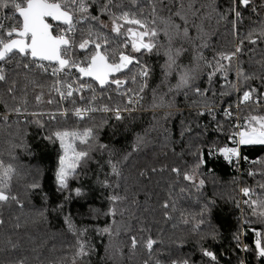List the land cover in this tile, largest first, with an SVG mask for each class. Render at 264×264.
Instances as JSON below:
<instances>
[{"label":"snow or ice","instance_id":"snow-or-ice-1","mask_svg":"<svg viewBox=\"0 0 264 264\" xmlns=\"http://www.w3.org/2000/svg\"><path fill=\"white\" fill-rule=\"evenodd\" d=\"M0 129V228L55 218L49 264H264V0H0Z\"/></svg>","mask_w":264,"mask_h":264},{"label":"trees","instance_id":"trees-1","mask_svg":"<svg viewBox=\"0 0 264 264\" xmlns=\"http://www.w3.org/2000/svg\"><path fill=\"white\" fill-rule=\"evenodd\" d=\"M143 119L145 121L144 126L146 127L147 120L150 119V117L147 114H144ZM6 140L7 136L5 131L0 129V153H3L7 148ZM248 155L250 158H258L260 156H264V151L257 148L250 150ZM19 163L25 166L40 164L42 167L47 168L50 166L52 161L46 155L32 158L21 154ZM216 172L221 185L227 188L228 182L233 175L231 169L227 168V166L223 164V161H220ZM50 179L51 174L48 173L45 179L46 188L50 184ZM248 182L252 183L250 179ZM209 191H211V186H209ZM153 199L155 200V197ZM141 200H143V197H141ZM34 203L37 206L39 205L38 198H34ZM29 211H31V206L27 204L23 212L19 209L4 210L3 217L6 220V225L5 227L0 228V264H4L6 260H10L18 256H27L30 264H49L50 261L55 260L64 253L66 244L70 238L61 235V225L53 217H49V224H41L38 226L29 224L27 228H21L19 233L13 229L12 225L15 223L13 217L21 216L23 221L25 213ZM157 218H159L158 213ZM157 227L164 228L166 233L171 232L170 224H160L154 227L153 235H155ZM8 236H10L13 241H17L19 244V248L15 253L5 252V240ZM120 240L124 243L128 242L127 237L122 236ZM96 243L98 245V253L93 255L92 264H113L111 260L105 258L104 244H106L107 241H104V243L97 241ZM188 247L191 248L193 245L189 244ZM33 248H36L37 252H33ZM126 250L127 249L125 248V251ZM37 255H39L38 260L34 258ZM122 264H131V262L125 260ZM135 264H141V259L139 257L136 259Z\"/></svg>","mask_w":264,"mask_h":264}]
</instances>
